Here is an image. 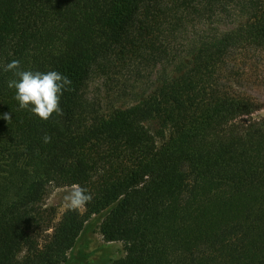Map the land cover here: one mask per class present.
<instances>
[{"label": "trees", "instance_id": "trees-1", "mask_svg": "<svg viewBox=\"0 0 264 264\" xmlns=\"http://www.w3.org/2000/svg\"><path fill=\"white\" fill-rule=\"evenodd\" d=\"M262 56L264 0H0V264H72L102 213L112 264H264V104L236 84ZM12 60L72 80L63 116L19 109ZM136 61L162 67L154 89L102 111L89 83ZM73 184L92 201L46 220Z\"/></svg>", "mask_w": 264, "mask_h": 264}, {"label": "rangeland", "instance_id": "rangeland-1", "mask_svg": "<svg viewBox=\"0 0 264 264\" xmlns=\"http://www.w3.org/2000/svg\"><path fill=\"white\" fill-rule=\"evenodd\" d=\"M231 14V13H230ZM218 14L212 22L213 27L220 31L233 29L242 23L240 16L236 14ZM177 44H184L183 37L177 35L172 38L173 48ZM242 63L239 62L240 65ZM170 68L166 71L169 72ZM162 71L161 66L147 67L140 61H136L127 68L118 70L116 75L93 79L87 90V96L100 105L102 111H108L114 107L125 106L135 93L144 94L154 89L156 79ZM245 73L242 82L237 84V90L252 96L264 104V56L252 63ZM264 116V109L255 113L253 117ZM69 187L49 186L43 202V216L56 223L61 215L67 210L63 201V194ZM106 213L93 216L85 225L80 241L74 250L75 261L72 264H112V262L123 255L120 243H106L100 234L99 226ZM48 232L43 233L40 239H44ZM22 255V254H21Z\"/></svg>", "mask_w": 264, "mask_h": 264}, {"label": "clouds", "instance_id": "clouds-1", "mask_svg": "<svg viewBox=\"0 0 264 264\" xmlns=\"http://www.w3.org/2000/svg\"><path fill=\"white\" fill-rule=\"evenodd\" d=\"M5 72L13 74L8 81V87L15 89V100L19 109L28 110L43 121H48L55 113L63 116L61 98L66 92H71L72 80L58 71H31L23 70L19 60H12L3 66ZM5 119H10L7 115ZM45 143L51 137L45 134L42 137ZM93 197L84 187L78 184L71 185L63 194V201L67 210L78 211L92 201Z\"/></svg>", "mask_w": 264, "mask_h": 264}]
</instances>
